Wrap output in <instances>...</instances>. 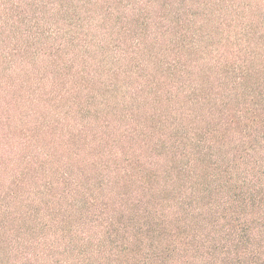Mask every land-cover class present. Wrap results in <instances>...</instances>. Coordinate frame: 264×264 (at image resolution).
I'll list each match as a JSON object with an SVG mask.
<instances>
[{
  "label": "trees",
  "instance_id": "obj_1",
  "mask_svg": "<svg viewBox=\"0 0 264 264\" xmlns=\"http://www.w3.org/2000/svg\"><path fill=\"white\" fill-rule=\"evenodd\" d=\"M0 264H264V0H0Z\"/></svg>",
  "mask_w": 264,
  "mask_h": 264
}]
</instances>
